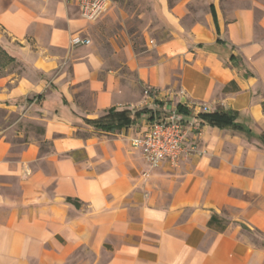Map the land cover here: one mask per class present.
<instances>
[{
  "label": "crops",
  "instance_id": "crops-1",
  "mask_svg": "<svg viewBox=\"0 0 264 264\" xmlns=\"http://www.w3.org/2000/svg\"><path fill=\"white\" fill-rule=\"evenodd\" d=\"M110 5L94 23L64 0H0L15 60L0 74V264H264L249 239L264 238V0ZM156 103L198 127L177 167L131 145ZM111 109L133 124L98 131Z\"/></svg>",
  "mask_w": 264,
  "mask_h": 264
},
{
  "label": "built area",
  "instance_id": "built-area-1",
  "mask_svg": "<svg viewBox=\"0 0 264 264\" xmlns=\"http://www.w3.org/2000/svg\"><path fill=\"white\" fill-rule=\"evenodd\" d=\"M49 1V0H45ZM67 3L77 4L81 10V16L88 22H94L104 15L109 8L110 0H64ZM73 45H88L90 41L81 37L72 39ZM147 97L156 98L157 93L151 88H146ZM185 95L184 92L180 93ZM155 102L157 100L155 99ZM160 111H155L148 123L147 129L142 135L133 138L131 145L141 152L150 169L159 168L167 163L177 167L185 156V144L190 133L198 130L194 121L186 119V115L178 111V105L167 107L160 106ZM195 108H201L202 113H208V108L193 103ZM158 112H160L158 114Z\"/></svg>",
  "mask_w": 264,
  "mask_h": 264
},
{
  "label": "trees",
  "instance_id": "trees-1",
  "mask_svg": "<svg viewBox=\"0 0 264 264\" xmlns=\"http://www.w3.org/2000/svg\"><path fill=\"white\" fill-rule=\"evenodd\" d=\"M2 55L7 59L8 63H13L15 60L13 57H10V54L4 49ZM229 62L235 64V57L231 55L229 57ZM178 111L184 115H188L186 108L182 105H178ZM143 112H152L148 109L143 110ZM137 113L136 115H138ZM200 116L201 120L206 121L212 126L218 127H232L234 126L235 116L236 114L233 112H222L216 114H207ZM134 119H132V115L130 112H118L115 109L108 110L104 117H102L99 122H95L94 127L103 133H118L121 132L124 128H128L132 125ZM67 202L73 204V206L80 207V203L74 199H67ZM212 223L215 221V217L211 218Z\"/></svg>",
  "mask_w": 264,
  "mask_h": 264
},
{
  "label": "rangeland",
  "instance_id": "rangeland-1",
  "mask_svg": "<svg viewBox=\"0 0 264 264\" xmlns=\"http://www.w3.org/2000/svg\"><path fill=\"white\" fill-rule=\"evenodd\" d=\"M112 1H114V0H112ZM110 6L111 5H109L108 10L110 9ZM134 26L137 29V27H139L140 24H138V22L135 21ZM3 51H4V46H3V43L0 42V74H3L7 68H11L12 69L11 66H13L12 63H8L7 59L2 55ZM153 109L155 111H160V108L158 106H156V105H155V107H153ZM159 113L160 112H158V114ZM249 237H250L249 239H251L254 243L264 244V238L262 236H260L259 234L255 233V232L250 233Z\"/></svg>",
  "mask_w": 264,
  "mask_h": 264
}]
</instances>
